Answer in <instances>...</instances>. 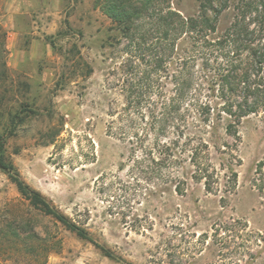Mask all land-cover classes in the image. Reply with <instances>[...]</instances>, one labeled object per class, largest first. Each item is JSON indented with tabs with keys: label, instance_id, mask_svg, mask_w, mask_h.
<instances>
[{
	"label": "rangeland",
	"instance_id": "rangeland-1",
	"mask_svg": "<svg viewBox=\"0 0 264 264\" xmlns=\"http://www.w3.org/2000/svg\"><path fill=\"white\" fill-rule=\"evenodd\" d=\"M173 4L193 15L199 2ZM232 17L233 9L220 30ZM113 27L97 0H0L5 158L113 256L33 207L0 168V264H264V191L255 183L264 113L240 126L238 183L227 203L192 180L183 196L152 187L131 171L127 145L108 134L116 55L104 46ZM23 104L24 120L11 121Z\"/></svg>",
	"mask_w": 264,
	"mask_h": 264
},
{
	"label": "trees",
	"instance_id": "trees-1",
	"mask_svg": "<svg viewBox=\"0 0 264 264\" xmlns=\"http://www.w3.org/2000/svg\"><path fill=\"white\" fill-rule=\"evenodd\" d=\"M97 2L116 32L104 46L116 55L108 134L127 145L131 171L170 196H183L192 180L227 203L238 183L240 126L264 113V0H198L193 15L173 0ZM18 111L11 121L28 108ZM0 168L33 207L113 258L21 178L3 143ZM255 174L263 193L264 161Z\"/></svg>",
	"mask_w": 264,
	"mask_h": 264
}]
</instances>
